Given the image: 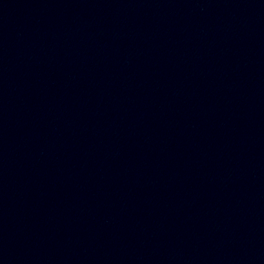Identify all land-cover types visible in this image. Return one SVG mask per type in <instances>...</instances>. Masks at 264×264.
I'll return each mask as SVG.
<instances>
[{"label":"water","instance_id":"obj_1","mask_svg":"<svg viewBox=\"0 0 264 264\" xmlns=\"http://www.w3.org/2000/svg\"><path fill=\"white\" fill-rule=\"evenodd\" d=\"M0 264H264V0H0Z\"/></svg>","mask_w":264,"mask_h":264}]
</instances>
